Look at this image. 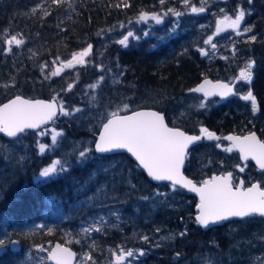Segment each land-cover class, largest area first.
<instances>
[{
  "label": "trees",
  "instance_id": "obj_1",
  "mask_svg": "<svg viewBox=\"0 0 264 264\" xmlns=\"http://www.w3.org/2000/svg\"><path fill=\"white\" fill-rule=\"evenodd\" d=\"M256 1L259 9L255 19L260 27L252 31L257 35L256 41L238 47L235 58L231 55L224 58L221 54L209 58L202 56L199 49L209 46L204 41L213 37V30L199 27V15L189 12L193 3L180 7V0H165L163 5L159 0H125L130 6L118 8L115 5L121 0H65L59 5L52 0H0V104L15 95L57 97L72 113L60 114L54 121L53 126L62 135L43 154L34 141L36 132L23 135L29 142L28 152L32 157L13 171L0 194V239L5 237L4 245H0V264H50L46 250L39 252L37 246L48 249L54 241L74 249L77 259L91 256L85 264H112L113 253L123 244L124 248L133 250L146 248L143 264H264L256 258L254 262L249 259L258 254L264 256V217L231 219L203 230L194 219L196 198L192 194L181 188L173 191L169 183L151 182L125 153L97 155L94 138L88 147L84 143L67 144L69 140L84 141L88 134L94 137L108 113L118 109L124 113L125 104L129 106L127 112L139 107L156 108L165 113L169 125L186 132L200 134L203 126L223 138L256 131L264 140V0ZM166 6L183 13L176 33L168 39L162 38L165 32L155 27L150 36L141 40L139 54L133 51V44L128 49L121 48L117 42L118 29L132 27L141 11L152 12ZM45 12L50 14L45 16ZM16 34L25 42L20 47L12 45V51L8 52L4 41ZM88 44L93 46V51L85 58V65L65 70L57 77L50 76L61 61ZM29 47L36 50L32 56L25 53ZM250 60L255 61L252 88L260 105L256 115L250 109L236 108L231 101L216 103V99L206 100L187 92L209 75L212 79H235V74L237 77ZM98 65L103 66L102 71ZM113 70H118L119 75ZM101 76L109 83L106 86L99 83L98 91L93 89L96 92L91 93L90 85L98 83ZM85 82L88 86H84ZM69 83L74 85L71 91L66 90ZM203 101L207 106L215 105V109L214 106L200 108ZM77 108L81 111H74ZM93 115L100 119L89 131L87 126ZM203 141L188 152L185 173L189 177L201 181L213 173L232 171L236 181L242 177L246 185L258 181L264 186V172L252 162H242L236 150L228 153L215 146L221 143L228 147L229 141ZM85 149L89 150L88 157L81 161L79 152ZM55 159L64 162L67 170L50 179L35 180L41 169ZM12 165L0 154V171L5 168L7 172ZM237 165L245 170L239 171ZM96 218V225L87 227L84 223ZM95 228L101 231H84ZM181 232H186L185 237L179 235ZM145 235L149 237L147 241L140 239ZM15 236L22 245L19 253L12 251L7 243ZM77 264L82 263L77 261Z\"/></svg>",
  "mask_w": 264,
  "mask_h": 264
},
{
  "label": "snow or ice",
  "instance_id": "obj_2",
  "mask_svg": "<svg viewBox=\"0 0 264 264\" xmlns=\"http://www.w3.org/2000/svg\"><path fill=\"white\" fill-rule=\"evenodd\" d=\"M64 2L65 0H52V3L57 5ZM159 2L163 5L165 0H159ZM201 2L203 4L205 0H201ZM183 3L187 6L189 0H183ZM249 3H251V0H249ZM121 5L125 8L130 6L125 0H121L115 7L119 8ZM190 10L192 13H202L205 11V8L203 6L199 8L192 6ZM34 11L35 9H33ZM168 13L177 17L183 14L171 8L164 14L167 15ZM49 14L48 12L44 13L45 16ZM245 15L246 13L242 9L237 10L234 18L224 15L223 19L217 21V33L222 30L223 25H227L237 35H241V23ZM149 19L154 20L157 24L162 22L160 14H149L145 11L140 12L139 20L147 21ZM242 31L243 33H248L251 32V28L245 27ZM145 35H148V33H145ZM133 36L134 33L129 31L117 42L127 47L129 38ZM248 39L251 42H255L257 37L252 35ZM212 40L213 37L209 36L204 43L211 44V47L215 49L216 45L212 43ZM4 42L8 46L7 51L11 52L12 45L19 47L25 41L19 37V34H16L10 35ZM92 51L93 46L88 44L82 50L72 53L71 59H68L66 62L61 61L59 67L51 70L50 76L57 77L65 69H71L75 65H85V58L89 57ZM199 51L202 56L208 55V52L203 48L199 49ZM233 52H235V49H233ZM55 63L57 61H53V64ZM254 64L255 61H248L246 66L240 69L239 75L235 79L251 82ZM46 66H42L41 71ZM97 67L101 71L103 70V66L98 65ZM45 78L48 79L50 77L46 76ZM103 79L101 76L99 82L90 85V87L96 89L99 83L103 82ZM8 86L4 85V87ZM73 86V84L69 83L66 90L71 91ZM190 91L202 93L205 99L217 95L221 98H226L234 94L233 87L229 84L222 82L213 83L208 79H205L203 83L190 89ZM241 99L251 102L253 114L258 111L257 99L251 90L243 95ZM199 107L204 108L205 104L201 103ZM128 108L127 104L123 106L125 112H127ZM74 111L79 112L81 110L77 108ZM58 113L61 115L72 114L65 109L63 103L58 105L57 97H53L51 101H44L26 99L17 95L0 106V133L5 134L9 138H17L19 135L25 133L26 130L39 129L41 125L52 121ZM105 119L106 122L102 124L99 138L95 143V151L104 154L126 149L135 158V161L138 162V166L145 170L148 177L152 180L171 182L173 191H176L179 186L180 188H187L189 191L197 193L199 196V203L197 205L199 214L196 215L195 221L200 226L208 228L211 225L227 221L230 218L244 219L254 215L264 217V186L261 183L255 182L250 187L245 188L243 186L244 182L240 181L239 186H234L233 173L228 172L225 175H212L211 178L205 179L200 186H197L192 180L186 178L181 171L188 157V150L191 145L201 140L220 141L223 139L229 141L230 146L223 147L221 143H217L215 145L217 148H222L223 151L228 153L234 150L238 151L241 160L248 161L251 158L256 162L259 169L264 172V141L258 139L255 133L245 136L228 135L221 138L208 128L201 126L199 129L200 135H188L179 128L169 127L165 122V116L153 110L132 111L131 114L121 115L118 109L108 113ZM41 134L45 133L42 132ZM60 135L62 133L57 132L55 129L52 130L51 138L53 144L57 143V137ZM45 150L46 146L40 144L39 152L43 154ZM88 151L85 149L79 152L81 161L87 159ZM237 167L241 172L245 170L244 166L237 165ZM66 170L64 162L57 159L49 166L44 167L39 172V177L50 178ZM144 199L147 198L145 197ZM90 230L100 231L99 228L84 229L85 232ZM179 235L184 236L186 232H181ZM141 239L147 241L149 237L145 235ZM4 243L5 241L0 239V245H4ZM37 250L41 252L45 251L43 246H37ZM137 255L143 256L145 252L140 250L139 253H136L133 250L121 248L118 250V253H113L115 264H124L126 259ZM75 256L74 252L61 244H56L54 248L47 251V259L54 262V264H73ZM177 256H179V253H177ZM91 259V256L86 255L84 257V261H90Z\"/></svg>",
  "mask_w": 264,
  "mask_h": 264
},
{
  "label": "flooded vegetation",
  "instance_id": "obj_3",
  "mask_svg": "<svg viewBox=\"0 0 264 264\" xmlns=\"http://www.w3.org/2000/svg\"><path fill=\"white\" fill-rule=\"evenodd\" d=\"M180 1L183 2V0H180ZM190 3H193V2L191 0H189V4ZM233 3H234L233 6H229L227 4H224L222 2V0H205V2L202 4L201 0H196V2L193 3L191 6L187 5V6H189L190 9L193 5H196L197 8L203 6L205 8V11L202 13H192L191 10L189 12L192 14L199 15V17H200L199 27L202 30L214 29V31H215V34H213V40H212V43H214L216 45L215 49H213L211 47V44H209L208 48L205 49L208 52L207 57H209V58L213 57V56H217V55H219V53L223 57H226L229 54L234 57L235 54L238 52V47L240 48L242 45H246V44L249 45V44L253 43V42L251 43V41H249V39H248V37L252 36L251 32L254 30L253 27L255 29L260 28L256 25V19H255V17L258 15V9H259V4L256 0H251V3H249V0H233ZM238 9H242L246 13L245 18L243 20V26L241 28V31L246 26V27H250V28L252 27L251 32L243 33V31H242L241 35H237L234 30L229 29V30L220 31L219 33H217L216 32L217 21L223 19L224 15H228V16L234 18L235 16H231V15L236 14ZM167 10H168V6H166V8H161V9H158L156 11L148 12L149 14L157 13V14H160L162 16V22L159 24H157L154 20H151V19H149L147 21H141L138 19L133 24V26H136L137 28L141 27L142 29H144V30L140 29L142 31V34H134L133 37L129 38L127 47L124 46L125 47L124 48L121 45L122 49H128L130 44H133V51L136 54H139L140 53V42H141V40L150 36L155 27H158L159 30H163L165 32L164 37H162V38L168 39L169 35H173L172 33L170 34V30L172 29L171 28L172 22H170V18H168V14L167 15L164 14L165 12H167ZM254 11H255V13H254ZM248 21H249V23H248ZM250 24H252V25H250ZM145 33H148V35H145ZM123 36H121L120 39H122ZM161 36L162 35H160L159 37L161 38ZM236 37H239V38L237 39ZM151 48H155V45H152ZM226 49H228V50H226ZM229 49H231V50H229ZM233 49H235V52H233ZM218 51H220V52H218ZM228 51H229V53H228ZM225 54H227V55H225ZM251 59H252V57H251ZM229 82L230 83L237 82V83H235L234 94L231 96V98L229 97V98H219L218 99L217 97H214L211 99H217L218 102H222L224 100H225L224 102H226V100L228 99L227 101H231L232 104L238 109L244 108V109H250L251 110V102L250 101H244L243 99H241V97L243 95L247 94V92L249 90H251L253 92V94L256 96L255 90L252 88V81L251 82L241 81V80L237 81V79H234V80L229 81ZM257 104H258V110H259L260 105H259L258 99H257ZM122 249H125V248L123 247ZM127 250H129V249H127ZM134 260H137L136 256L126 259L124 264H143V258L142 257L140 259H138V260H140L138 263H132V262H134Z\"/></svg>",
  "mask_w": 264,
  "mask_h": 264
},
{
  "label": "rangeland",
  "instance_id": "obj_4",
  "mask_svg": "<svg viewBox=\"0 0 264 264\" xmlns=\"http://www.w3.org/2000/svg\"><path fill=\"white\" fill-rule=\"evenodd\" d=\"M222 2L224 3V4H227V5H229V6H233L234 5V3H233V0H222ZM180 4H179V6L180 7H183L185 4L183 3V2H179ZM189 5V4H188ZM186 6V5H185ZM193 6H195V7H197L196 5H193ZM231 16H235V14H232ZM170 17H173L174 18V20H172V19H170V22H173L172 23V29L170 30V34L172 33H176L178 30H179V26H178V21H179V19H180V16L179 17H177V16H175V15H173V14H171V13H168V18H170ZM139 19V18H138ZM137 19V20H138ZM136 20V21H137ZM135 21V22H136ZM134 22V23H135ZM140 29H142L141 27L139 28H137L136 26H132V27H128V29H125V30H122V28L121 29H118L117 31H119L118 32V34H120V37L121 36H123V35H126L127 34V32H129V31H131V32H133L134 34H142V31L140 30ZM142 30H144V29H142ZM213 30V34H215V31H214V29H212ZM217 32V31H216ZM117 33V32H116ZM120 37H119V39H120ZM20 47V46H19ZM30 49H27V50H25V53L27 54V55H33V54H35V52H36V50L35 49H33V48H31V47H29ZM69 59H71V57L69 58ZM68 60V59H67ZM67 60H65V61H63V62H66ZM60 66V64L57 66V67H59ZM56 67V68H57ZM76 67H78V65H75L73 68H71V69H75ZM71 69H65V70H71ZM64 70V71H65ZM114 71V74H117V72H118V70H113ZM110 82H112L111 80H110ZM109 83V81L108 80H104L103 79V82L101 83V86H106L107 84ZM60 104V103H59ZM64 105V104H63ZM99 119H100V117L99 116H94L92 119H91V122L88 124L89 125V127L87 126V129L90 131V129L92 128V126H93V124H95V123H97V121H99ZM53 129H55L57 132H59L60 133V131L55 127V126H53V124L52 125H49L47 128H45V129H41V130H38L37 132H36V134L34 135L35 136V140H34V138H33V140L36 142V147L39 149V146H40V144H44L45 146H46V150H45V152H47L48 150H50L51 149V147H52V144H53V142H52V138H51V133H52V130ZM45 133V134H41V133ZM33 136V137H34ZM87 137L85 138V140L83 141V140H79V141H77L76 142V140H73V141H68L67 142V144H69L70 146H80L81 144H83L84 143V147H88V143H89V141H91V139H93L94 137L91 135V134H88V135H86ZM46 138H48V140L46 139ZM58 138V137H57ZM94 140V139H93ZM28 143L29 142H27V140L25 139V137H23V136H20V137H18V138H16V139H14V140H11V141H7V140H2V139H0V149H1V152H0V154H1V156H2V159L3 160H5L7 163H11V164H13L10 168H9V170L6 172V170H5V168L4 169H2L1 171H0V194H1V191H2V189L3 188H5V187H7V182L9 181V179H7V178H9L11 175H12V173H13V171L17 168V167H19V165L23 162V161H27V160H29L31 157H32V154H29V152H28ZM30 155V156H29ZM55 160H57V159H55ZM50 165V164H49ZM49 165H46V166H49ZM45 166V167H46ZM43 169H41V171H42ZM56 175H53L52 177H55ZM52 177H50V178H52ZM50 178H43V177H39V173L37 174V176L35 177V180H45V179H50ZM160 193H163V192H160ZM90 199H92V200H94V201H97L96 199H94L93 197L92 198H90ZM84 223H86V226L87 227H91V226H93L94 224L96 225V224H98V219L96 218V221H95V219H88V220H86V221H84ZM124 246V245H123ZM123 246L121 247V248H123ZM120 248V249H121ZM131 249V248H130ZM46 250V253H47V251L49 250V248L48 249H45ZM140 250H144V249H136L135 251H136V253H139V251ZM134 251V250H133ZM134 251V252H135ZM39 252H41V251H39ZM145 252V255H143L144 257L147 255V251L145 250L144 251ZM118 253V252H117ZM86 255H82L81 256V258L80 259H78V263L81 261V263H82V261H83V264H85L87 261H84V257H85ZM143 256H139V255H137L136 257H137V260L139 259V258H144ZM195 257H198V254H196V256ZM255 258L258 260V261H260V262H264V256H263V254H258L257 256H255V257H250L249 259H250V261H252V262H254L255 261ZM134 260V263H138L140 260ZM185 263H187V261L185 262ZM112 264H115V261L114 262H112Z\"/></svg>",
  "mask_w": 264,
  "mask_h": 264
},
{
  "label": "water",
  "instance_id": "obj_5",
  "mask_svg": "<svg viewBox=\"0 0 264 264\" xmlns=\"http://www.w3.org/2000/svg\"><path fill=\"white\" fill-rule=\"evenodd\" d=\"M242 26H243V21H242V23H241V27H242ZM228 29H231V28H228L227 25H223V26H222V31H226V30H228ZM205 79H208V80L212 81L213 83H216V82L227 83V84H229L231 87H233V90H234V87H235V83H229V82H227V81H223V80H220V79L213 80V79H211V78H204V79H202L199 83H197L193 88H195V87H197L199 84L203 83V81H204ZM193 88H191V89H193ZM187 92L189 93V92H191V91L189 90V91H187ZM191 93H195V92H191ZM196 94H198V95H200V96H202V97L204 98V96H203L202 93H196ZM15 96H17V95H15ZM15 96H13V97L7 99L6 101L2 102V103L0 104V106H2L3 104L7 103L9 100L13 99ZM19 96H22L23 98H26V99H32V100L51 101V100L53 99V98H43V97H34V98H31V97H26V96H23V95H19ZM231 96H232V95H230V96H228V97H226V98H229V97H231ZM214 97L221 98L220 96L217 95V96H210V97H208L207 99H211V98H214ZM57 103H58V100H57ZM58 105H59V103H58ZM139 110H153V111H158V112H160L159 110H157V109H155V108H150V107H142V108H138V109H135V110H132V111H139ZM132 111H128V112H126V113H120V114H121V115H124V114H131ZM160 113H162V112H160ZM162 114L164 115V113H162ZM58 116H59V113H58V115H57L56 117H54V119H53L52 121H49L47 124H43V125H41L39 129H42V128H45V127H48L49 125H51V124L54 122V120H56V118H57ZM164 116H165V115H164ZM104 122H106V120H105ZM104 122H103V123H104ZM165 122L168 124V122H167V120H166V117H165ZM103 123H102V124H103ZM168 126H169V127H176V126H171V125H169V124H168ZM176 128H179V127H176ZM39 129H29V130H26V132H27V131H37V130H39ZM101 129H102V125L100 126L98 132L95 134V137H94V138H95L94 143H93V149H94V151H95V143H96V141H97L98 138H99V133H100ZM179 129L182 130V131H184V132H185L186 134H188V135H200V134H195V133H189V132H186V131L183 130L182 128H179ZM26 132H25V133H26ZM25 133H23V134H25ZM250 133H255L256 136H257V138L260 139V140H262V139L259 137V135H258V133H257L256 131H251V132H248V133H245V134H242V135H239V134H231V135L245 136V135H249ZM23 134H21V135H23ZM21 135H19V136H21ZM19 136H18V137H19ZM0 137L6 139V140H8V141L16 139V138H9V137H7L5 134H3V133H0ZM18 137H17V138H18ZM202 141H203V140L198 141L197 143L191 145L190 148H189V150H190L193 146H195V145L201 143ZM262 141H263V140H262ZM189 150H188V152H189ZM95 153H97L98 155H112V154H117V153H125V154H127V155H128V156H129V157H130V158H131V159H132L137 165H138V162L135 161V158L132 157V155H131L130 153H128L126 149L116 150V151H114V152L104 153V154L98 153V152H96V151H95ZM238 153H239V152H238ZM239 156H240V155H239ZM240 159H241V158H240ZM241 161H243V160H241ZM249 161H251V162H252V163H253V164L259 169L258 165H256V162H255L254 160H252L251 158H249ZM243 162H245V161H243ZM185 165H186V161H185V164H184L183 168L181 169L183 175H184L186 178L192 180L195 184H197V186H200V184H202V182H203L205 179H209V178H211L212 175H225V174H227L228 172H230V171H227V172H225V173H213V174L210 175L209 177H207V178H205L204 180L198 182V181H195L193 178L189 177V176L185 173ZM139 168L143 171V173L146 175V177H147L151 182H153V183H169V184H171V182H169V181H160V182H158V181H154V180H152L150 177H148V175H147V173H146L145 170H143L141 167H139ZM240 181H243V182H244V180H243L242 178H240V179L238 180V182L235 183V182H234V178H233V184H234V186H239V182H240ZM255 182H257V181H255ZM255 182H252V183H255ZM252 183H251V184H252ZM251 184H249V185H245V183H244L243 186H244L245 188H247V187H250ZM178 187H179V186H178ZM179 188H180V187H179ZM182 189L185 190L186 192H188L189 194H192L194 197H196V204H195V207H194V210L196 211V213H195V215H194V219H195L196 215L199 214V213H198V208H197V205H198V203H199V196H198L197 193H195V192H191V191H189V189H187V188H182ZM231 219H240V218H230L229 220H231ZM229 220H227V221H229ZM227 221L219 222V223H217V224H215V225H211V226H209L208 228H204V227H202V226H200V225H199V226H200L203 230H209V229H211V228H215V227L221 226V225H223L224 223H226ZM13 242H14V243H13ZM56 244H61V245L64 246V247H68L72 252H74V253L76 254V251H75L74 249H72L71 247H69V246H67V245H65V244H62L60 241H54L53 244L51 245V247H50L49 250H51L52 248H54ZM9 247H10V249H11L12 251H14V252H19V251L21 250V248H22V245H21L20 241H19L17 238H13V239H11V241H10V243H9ZM76 258H77V254H76V256H75V258H74V260H73V264L76 263ZM48 261H49L51 264H54V262H52V261H50V260H48Z\"/></svg>",
  "mask_w": 264,
  "mask_h": 264
},
{
  "label": "bare ground",
  "instance_id": "obj_6",
  "mask_svg": "<svg viewBox=\"0 0 264 264\" xmlns=\"http://www.w3.org/2000/svg\"><path fill=\"white\" fill-rule=\"evenodd\" d=\"M244 2H245V1H244ZM165 3H166V2H165ZM208 5H209V4H208ZM210 5H211V4H210ZM220 5H221V4H220ZM247 5H248V4H247ZM249 6H250V5H249ZM210 7H211V6H210ZM251 7H252V6H251ZM253 7H254V6H253ZM246 9H247V8H246ZM253 10H254V9H253ZM254 13H255V11H254ZM250 18H251V17H250ZM247 19H248V18H247ZM245 21H246V20H245ZM248 23H249V21H248ZM252 23H253V22H252ZM122 25H123V24H122ZM250 25H252V24H250ZM121 27H122V26H121ZM245 27H246V26H245ZM249 28H250V27H249ZM251 28H252V27H251ZM253 29H255V28L253 27ZM251 30H252V29H251ZM209 31H210V30H209ZM206 32H207V31H206ZM253 32H254V31H253ZM255 32H256V31H255ZM202 33H203V32H202ZM209 33H210V32H209ZM209 33H208V34H209ZM212 34H213V31H212ZM212 34H211V35H212ZM206 35H207V34H206ZM252 35H253V34H252ZM169 36H170V35H169ZM169 36H168V38H169ZM204 36H205V35H204ZM256 37H257V35H256ZM205 38H206V37H204V39H205ZM248 38H249V37H248ZM204 39H203V40H204ZM246 39H247V38H246ZM165 42H166V41H165ZM238 42H239V41H238ZM114 43H115V42H114ZM114 43H113V44H114ZM116 43H117V42H116ZM202 43H203V42H202ZM251 43H252V42H251ZM203 44H204V43H203ZM252 44H253V43H252ZM155 45H156V44H155ZM207 45H208V44H206V46H207ZM246 45H247V44H246ZM113 46H114V45H113ZM202 46H203V45H202ZM111 47H112V46H111ZM123 47H124V46H123ZM129 47H130V46H129ZM200 47H201V46H200ZM224 47H225V46H224ZM121 48H122V47H121ZM124 48H125V47H124ZM226 48H227V47H226ZM228 48H229V47H228ZM224 50H225V49H224ZM224 50H223V51H224ZM226 50H228V49H226ZM229 50H231V49H229ZM221 51H222V50H221ZM252 51H253V50H252ZM120 52H121V51H120ZM120 52H119V53H120ZM218 52H220V51H218ZM240 52H241V51H240ZM240 52H239V53H240ZM117 53H118V52H117ZM213 53H214V52H213ZM222 53H223V52H222ZM226 53H227V52H226ZM228 53H229V51H228ZM250 53H251V52H250ZM250 53H249V54H250ZM240 54H241V53H240ZM249 54H248L247 56H249ZM114 55H115V54H114ZM219 55H220V53H219ZM225 55H227V54H225ZM225 55H224V56H225ZM229 55H230V54H229ZM211 56H212V55H211ZM217 56H218V55H217ZM244 56H245V55H244ZM251 56H252V54H251ZM206 57H207V56H206ZM221 57H222V55H221ZM235 57H236V55H235ZM235 57H234V58H235ZM214 58H215V57H214ZM224 58H225V57H224ZM244 58H245V57H244ZM252 58H254V57H252ZM211 59H212V58H211ZM226 59H227V58H226ZM226 59H225V60H226ZM230 59H231V58H230ZM236 59H237V58H236ZM241 59H242V58H241ZM245 59H246V58H245ZM250 59H251V57H250ZM254 59H255V58H254ZM254 59H253V60H254ZM223 60H224V59H223ZM237 60H238V59H237ZM242 60H243V59H242ZM247 60H248V59H247ZM247 60H246V61H247ZM209 61H210V60H209ZM227 61H228V60H227ZM230 61H231V60H230ZM239 62H240V61H239ZM222 63H223V62H222ZM231 63H232V62H231ZM231 63H229V64H231ZM243 63L245 64L244 61H243ZM229 64H228V65H229ZM232 64H233V63H232ZM232 64H231V65H232ZM234 65H235V64H233V66H234ZM236 65H237V64H236ZM242 65H243V64H242ZM123 66H124V65H123ZM229 66H230V65H229ZM240 66H241V65H240ZM230 67H231V66H230ZM223 68H226V67H223ZM243 68H244V67H243ZM254 68H255V67H254ZM256 68H257V66H256ZM230 69H231V68H230ZM235 70H236V69H235ZM253 70H255V69H253ZM124 71H125V70H124ZM255 71H256V70H255ZM233 72H234V71H233ZM233 72L231 71L230 73L233 74ZM236 72H237V70H236ZM121 74H123V72H121ZM224 74H226V73L224 72L222 76H224ZM117 75H119L118 72H117ZM206 75H207V74H206ZM217 75H218V74H217ZM122 76H124V75H122ZM207 76H208V75H207ZM209 76H210V75H209ZM209 76H208V77H209ZM215 76H216V75H215ZM231 76H232V75H231ZM233 76H234V75H233ZM224 77H225V76H224ZM211 78H212V77H211ZM220 78H221V77H220ZM222 78H223V77H222ZM222 78H221V79H222ZM234 78H236V74H235V77H234ZM119 79H120V77H119ZM119 79H118V80H119ZM216 79H217V78H216ZM230 79H231V78H230ZM116 80H117V79H116ZM222 80H223V79H222ZM225 80H226V79H225ZM92 81H93V80H92ZM235 81H236V80H235ZM237 81H238V80H237ZM90 82H91V81H90ZM239 82H240V81H239ZM85 83H86V82H85ZM235 83H237V82H235ZM87 84H89V83L84 84V86L87 85ZM90 84H91V83H90ZM93 84H94V82H93ZM87 86H88V85H87ZM253 87H254V86H253ZM84 88H85V87H84ZM87 88H88V87H87ZM91 89H92V88H91ZM98 89H99V88H98ZM96 90H97V89H96ZM100 90H101V89H100ZM87 91H88V93H89V90H88V89H87ZM97 91H98V90H97ZM102 91H103V90H102ZM92 92H94L93 89L91 90V93H92ZM95 92H96V91H95ZM95 92H94V93H95ZM97 93H98V92H97ZM98 94H99V93H98ZM95 95H96V94H95ZM102 95H103V93H102ZM87 96H88V95H87ZM91 96H92V94H91ZM93 96H94V95H93ZM100 96H101V94H100ZM27 97H28V96H27ZM89 97H90V95H89ZM235 97H236V96H235ZM33 98H34V97H33ZM95 98H96V97H95ZM230 98H231V97H230ZM218 99H219V98H218ZM210 100H211V99H210ZM213 100H214V99H213ZM216 100H217V99H216ZM227 100H228V99H227ZM227 100H226V101H227ZM229 100H230V99H229ZM194 101H195V100H194ZM221 101H222V100H221ZM224 101H225V100H224ZM224 101H222V102H224ZM206 102H207V101H206ZM209 102H210V101H209ZM193 103H194V102H193ZM193 103H192V104H193ZM203 103H205V102L203 101ZM210 103H211V102H210ZM210 103H209V104H210ZM216 103H218V101H217ZM225 103H226V102H225ZM227 103H228V102H227ZM190 104H191V103H190ZM192 104H191V105H192ZM220 104H221V103H220ZM228 104H229V103H228ZM230 104H231V102H230ZM197 105H199V104H197ZM205 106H207V105H205ZM208 106H209V105H208ZM208 106H207V107H208ZM212 106H214V109H215V105L212 104ZM212 106H209V108H211ZM218 106L220 107L219 104H218ZM192 107H194V106L192 105ZM207 107H205V108H207ZM139 108H140V107H139ZM141 108H142V107H141ZM137 109H138V108H137ZM155 109H156V108H155ZM217 109H218V107H217ZM226 109H227V107H226ZM159 111H160V110H159ZM260 111H261V110H260ZM260 111H259V112H260ZM161 112H162V111H161ZM163 113H164V112H163ZM168 113H169V112H168ZM168 113H167V114H168ZM164 114H165V113H164ZM255 115H256V114H255ZM260 115H261V114H260ZM260 115H259V116H260ZM90 116H91V115H90ZM93 116H94V115H93ZM96 116H97V115H96ZM86 117H87V116H86ZM167 117H168V116H167ZM254 117H257V116H254ZM87 118H88V117H87ZM90 118H91V117H90ZM85 121H86V120H85ZM85 121H84V122H85ZM89 121H90V120H89ZM255 122H256V121H255ZM83 125H84V124H83ZM253 125H254V124H253ZM84 126H85V125H84ZM174 126H175V125H174ZM85 127H86V126H85ZM246 128H248V127H246ZM248 129H249V128H248ZM96 130H97V129H96ZM98 130H99V129H98ZM98 130H97V132H98ZM185 130H186V129H185ZM242 130H243V129H242ZM94 131H95V129H94ZM239 131H240V130H239ZM97 132H96V133H97ZM240 132H241V131H240ZM33 133H34V132H33ZM189 133H190V132H189ZM235 133H236V132H235ZM260 133H261V132H260ZM239 134H240V133H239ZM30 135H31V134H30ZM33 135H34V134H33ZM33 135H32V136H33ZM259 136H260V135H259ZM25 139H27V138H25ZM203 142H204V141H203ZM197 145H198V144H197ZM197 145H196V146H197ZM70 158H71V157H70ZM67 160H68V159H67ZM69 160H70V159H69ZM96 160H97V158H96ZM70 161L72 162V160H70ZM1 162H2V161H1ZM68 162H69V161H68ZM134 163H135V162H134ZM135 165H136V164H135ZM104 167H105V166H104ZM98 168H100V167H98ZM107 170H108V169H107ZM32 173H33V172H32ZM72 179H74V178H72ZM202 180H203V179H202ZM24 185H25V184H24ZM82 185H83V184H82ZM82 185H80V186H82ZM73 186H74V185H73ZM77 186H78V185H77ZM65 187H66V186H65ZM68 188H70V187H68ZM71 188H72V187H71ZM74 188H75V186H74ZM139 188H140V187H139ZM71 190H72V189H71ZM74 190H75V189H74ZM11 191H13V190H11ZM72 191H73V190H72ZM76 191H77V190H75V192H76ZM65 192H66V191H65ZM77 192H78V191H77ZM66 194H67V193H66ZM141 194H142V193H141ZM152 194H153V193H152ZM47 195H48V194H47ZM70 195H71V194H70ZM73 195H74V194H73ZM75 195H76V194H75ZM122 195H123V194H122ZM125 195H126V194H125ZM138 195H139V194H138ZM60 196H61V195H60ZM134 196H135V195H134ZM136 196H137V195H136ZM5 197H6V196H5ZM46 197H47V196H46ZM67 197H68V196H67ZM71 197H72V196H71ZM138 198H139V197H138ZM146 198H147V197H146ZM11 199H12V198H11ZM66 199H67V198H66ZM69 199H70V198H69ZM108 199H109V198H108ZM131 199H132V198H131ZM114 200H115V199H114ZM126 200H127V199H126ZM146 200H147V199H146ZM44 201H45V200H44ZM49 201H50V200H49ZM69 201H70V200H69ZM133 201H134V200H133ZM56 202H57V200H56ZM140 202H141V201H140ZM194 202H195V201H194ZM10 203H11V202H10ZM47 203H48V202H47ZM50 203H51V202H50ZM67 203H68V202H67ZM59 204H60V203H59ZM68 204H69V203H68ZM70 204H71V203H70ZM46 205H47V204H46ZM56 205H57V203H56ZM143 205H144V204H143ZM145 205H147V204H145ZM193 205H194V203H193ZM52 206H53V205H52ZM69 206H70V205H69ZM69 206H68L67 208H69ZM103 206H104V205H103ZM43 207H44V206H43ZM84 207H85V206H84ZM146 207H147V206H146ZM193 207H194V206H193ZM45 208H46V207H45ZM55 208H56V207H55ZM152 208H153V207H152ZM52 209H54V208H52ZM134 209H135V208H134ZM155 209H156V207H155ZM155 209H154V210H155ZM43 210H44V208H43ZM59 210H60V209H59ZM68 210H69V209H68ZM72 210H73V209H72ZM72 210H71V211H72ZM41 211H42V210H41ZM66 211H67V210H66ZM71 211H70V212H71ZM140 211H141V210H140ZM52 212H53V211H52ZM57 212H58V211H57ZM67 212H69V211H67ZM72 212H73V211H72ZM147 212H148V211H147ZM73 213H74V212H73ZM73 213H72V214H73ZM137 213H138V212H137ZM40 214H41V213H40ZM53 214H54V213H53ZM66 214H68V213H66ZM123 214H124V213H123ZM146 214H147V213H146ZM146 214H145V215H146ZM51 215H52V214H51ZM2 216H4V215H2ZM46 216H48V215H46ZM63 216H64V215H63ZM65 216H66V215H65ZM75 216H76V214H75ZM75 216H74V217H75ZM77 216H78V215H77ZM48 217H49V216H48ZM66 217L68 218V217H70V216H66ZM71 217H72V216H71ZM43 218H44V216H43ZM51 218H53V216H52ZM60 218H61V217H60ZM114 218H115V217H114ZM41 219H42V218H41ZM47 219H48V218H47ZM53 219H54V218H53ZM53 219H52V220H53ZM55 219H56V218H55ZM1 220H2V218H1ZM1 220H0V221H1ZM45 220H46V219H45ZM57 220H58V219H57ZM57 220H56V221H57ZM59 220H61V219H59ZM63 220H64V219H63ZM63 220H62V221H63ZM65 220H66V219H65ZM65 220H64V221H65ZM36 221H39V220H36ZM43 221H44V220H43ZM43 221H42V222H43ZM47 221H48V220H47ZM49 221H50V220H49ZM53 221H55V220H53ZM78 221H79V220H77V222H78ZM164 221H165V220H164ZM1 222H2V221H1ZM39 222H40V221H39ZM77 222H76V223H77ZM148 222H149V221H148ZM161 222H162V221H161ZM161 222H160V223H161ZM166 222H167V221H165V223H166ZM3 223H4V222H3ZM153 223H154V222H153ZM160 223H159V224H160ZM167 223H168V222H167ZM43 224H44V223H43ZM45 224H46V223H45ZM62 224H63V223H62ZM73 224H74V223H73ZM77 224H78V223H77ZM0 225H2V224H0ZM51 225H52V224H51ZM237 225H238V224H237ZM54 226H55V225H54ZM77 226H78V225H77ZM116 226H117V225H116ZM163 226H164V225H163ZM42 227H43V226H42ZM135 227H136V225H135ZM152 227H153V226H152ZM172 227H173V226H172ZM175 227H176V226H175ZM185 227H186V226H185ZM38 228H39V227H38ZM0 229H1V228H0ZM2 229H3V228H2ZM173 229H174V228H173ZM3 230H4V229H3ZM4 231H5V230H4ZM100 231H101V230H100ZM210 231H211V230H210ZM69 232H70V231H69ZM76 232H77V231H76ZM76 232H75V233H76ZM88 232H89V231H88ZM166 232H167V231H166ZM187 232H188V230H187ZM5 233H6V232H5ZM78 233H79V232H77V235L81 237V235H79V234H81V233H79V234H78ZM90 233H91V232H90ZM90 233H89V234H90ZM95 233H96V232H95ZM7 234H8V232H7ZM27 234H28V233H27ZM82 234H83V233H82ZM89 234H88V235H89ZM96 234H97V233H96ZM153 234H154V233H153ZM8 235H9V234H8ZM85 235H86V233H85ZM85 235H84V236H85ZM88 235H87V236H88ZM82 236H83V235H82ZM87 236H86V237H87ZM124 236H125V235H124ZM6 237H7V236H6ZM9 237H10V236H9ZM15 237H16V236H15ZM15 237H13V238H15ZM88 237H89V236H88ZM183 237H185V236H183ZM16 238H18V237H16ZM128 238H129V237H128ZM4 239H5V237H4ZM4 239H3V240H4ZM8 239H9V238H8ZM140 239H141V238H140ZM19 240H20V239H19ZM74 240H76V239H74ZM77 240H78V239H77ZM89 240H90V239H88V241H89ZM8 241H9V240H8ZM81 241H82L81 243H84L83 240H81ZM139 241H140V240H139ZM258 241H259V240H258ZM129 242H130V241H129ZM134 242H135V241H134ZM7 243L9 244V242H7ZM91 243H92V242H91ZM91 243H90V244H91ZM146 243H147V242H146ZM76 245H77V244H76ZM81 245H82V244H81ZM85 245H87V244H85ZM94 245H96V244H94ZM123 245H124V244H123ZM126 245H127V244H126ZM83 246H84V245H83ZM117 246H118V244H117ZM30 247H31V246H30ZM48 247H50V245H49ZM84 247H85V246H84ZM89 247H90V246H89ZM82 248H83V247H82ZM98 248H99V247H98ZM125 248H126V247H125ZM127 248H128V247H127ZM129 248H130V247H129ZM196 248H197V247H196ZM27 249H29V248H27ZM83 249H84V248H83ZM145 249H146V248H145ZM145 249H144V251H145ZM204 249H205V248H204ZM21 250H22V249H21ZM104 251H105V250H104ZM134 251H135V250H134ZM209 251H210V250H209ZM214 251H216V250L214 249ZM21 252H22V251H21ZM21 252H20V253H21ZM135 252H136V251H135ZM217 252H218V251H217ZM18 253H19V252H18ZM92 253H93V252H92ZM108 253H109V252H108ZM210 253H211V252H210ZM212 253H213V252H212ZM24 254H26V253L24 252ZM96 254H97V253H96ZM109 255H110V254H109ZM24 256H25V255H24ZM110 256H111V255H110ZM193 256H194V255H193ZM143 257H144V256H143ZM139 259H140V258H139ZM145 259H146V258H145ZM141 260H142V259H141ZM102 261H103V260H102ZM137 261H138V260H137ZM148 261H149V260H148ZM182 261H183V260H182ZM146 262H147V261H146ZM149 262H150V261H149ZM132 263H134V262H132ZM197 263H198V262H197ZM218 263H219V261H218Z\"/></svg>",
  "mask_w": 264,
  "mask_h": 264
}]
</instances>
